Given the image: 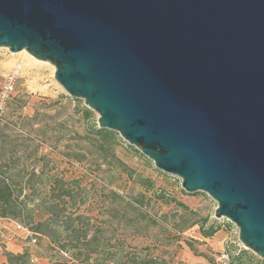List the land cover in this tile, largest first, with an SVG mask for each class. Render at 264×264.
<instances>
[{"label":"water","instance_id":"95a60500","mask_svg":"<svg viewBox=\"0 0 264 264\" xmlns=\"http://www.w3.org/2000/svg\"><path fill=\"white\" fill-rule=\"evenodd\" d=\"M0 48L52 64L264 259V0H0Z\"/></svg>","mask_w":264,"mask_h":264},{"label":"rangeland","instance_id":"374dc122","mask_svg":"<svg viewBox=\"0 0 264 264\" xmlns=\"http://www.w3.org/2000/svg\"><path fill=\"white\" fill-rule=\"evenodd\" d=\"M18 54L0 48V94L13 67L22 66L13 95L5 104L0 102V171L14 178L23 196L36 199L27 203L33 225L47 221V211L55 204L60 224L71 213L86 217L88 240L96 237L94 249L81 250L83 257L92 253L89 264H97L95 251L102 254L99 264L135 258L157 264H264L247 248L239 253V229L227 219L216 218L218 204L207 194L185 192L180 178L158 170L117 132V145L102 148L99 115L63 89L52 64L28 69ZM112 154L125 163L133 178L122 173ZM144 179L153 182L152 191L142 186ZM141 195L143 208L128 205ZM58 196L64 203L58 204ZM159 197L175 199L190 212ZM13 222L0 221L6 237L15 230ZM212 226L220 232L205 238L202 227ZM60 233V242L68 245L64 251L45 236L38 237L36 245L19 238L11 242L27 245L24 253L31 256L30 264H73L81 252L70 248L84 240L63 229ZM187 241H194L193 251ZM5 243H0L4 256L8 254Z\"/></svg>","mask_w":264,"mask_h":264},{"label":"trees","instance_id":"16d2710c","mask_svg":"<svg viewBox=\"0 0 264 264\" xmlns=\"http://www.w3.org/2000/svg\"><path fill=\"white\" fill-rule=\"evenodd\" d=\"M99 135L102 136V142L103 147L105 148V145L109 146L110 148L117 145V134L115 132L100 129L98 131ZM113 159H116V162L118 164V168L122 170L123 174L128 175L129 178H133V173L130 171V169L123 163L122 161H119L114 154L111 155ZM141 184L144 188H146L147 192H150L153 190V182L149 179H144L141 181ZM14 178L10 175H7V173L0 171V221L6 220V221H19L24 226L28 227L34 234H36L39 238L42 236H45L49 239L52 238V243L55 244L61 251H64L68 248L67 244H62L59 240V234L60 230L63 229L64 232H71L73 235H76L77 238H83L84 241H82V244L71 246L70 250L78 249L81 250H87L88 248L94 249V243L96 242V237L94 236L92 239L88 240V226L84 224V221H86V217H83L81 215H78L74 217L77 213H71L66 218L67 220L62 222L60 224L59 220V212L55 211V209L58 208V205H54L51 209H49L47 212L49 214V218L47 221L38 223L37 225H33V219L31 217V211L27 207V203H32L36 199L32 196H23L22 189L21 191H18L17 187H19ZM66 197L67 193L64 194ZM55 200L59 202L58 204L64 203V199L62 196L55 197ZM144 200L145 196L141 195L139 198L131 199V201L128 202V205L131 206L133 209H141L144 207ZM159 200H163L167 204L170 203H176L179 207L183 208L184 211L190 212L188 207L180 202H178L175 199L166 200L165 197H159ZM28 219V221H27ZM195 225V224H193ZM220 232V228L210 227V229L205 230L204 227L201 229V233L205 238H212L215 234ZM187 246L193 251V244L194 241H187ZM101 248L98 246V249ZM96 254L97 259L96 262L99 264V257L102 255L100 251L93 252ZM91 254L83 257L82 252L79 253L76 256V259H74L73 264H89L91 260ZM7 263L3 264H30L31 256H29L28 253H23L22 255H12L7 254ZM157 264L156 260L151 259H140L135 258L131 260H116L114 262L110 260H105L104 264Z\"/></svg>","mask_w":264,"mask_h":264},{"label":"built area","instance_id":"2783aa9c","mask_svg":"<svg viewBox=\"0 0 264 264\" xmlns=\"http://www.w3.org/2000/svg\"><path fill=\"white\" fill-rule=\"evenodd\" d=\"M21 70H22L21 65L17 64L10 71L6 79L5 85L2 89V92L0 94V102L2 105L5 104L13 95L14 90H15V84L21 74ZM3 221L13 222V221H6V220H3ZM17 238L26 240L28 245L30 244L36 245L38 242L37 241L38 236L34 234L28 227L24 226L21 223H18V222L15 223V230L9 237H6V235L3 233L2 227L0 228V243H2V240H7L8 242H11ZM239 248H240V251H239L240 254H242V252L246 250V248L241 243H239Z\"/></svg>","mask_w":264,"mask_h":264},{"label":"crops","instance_id":"0c3cea01","mask_svg":"<svg viewBox=\"0 0 264 264\" xmlns=\"http://www.w3.org/2000/svg\"><path fill=\"white\" fill-rule=\"evenodd\" d=\"M21 242L15 241V242H8L4 244V249L12 255H22L25 251V246L27 245H21L19 244ZM7 263V257L4 256V252L0 247V264Z\"/></svg>","mask_w":264,"mask_h":264},{"label":"bare ground","instance_id":"6f19581e","mask_svg":"<svg viewBox=\"0 0 264 264\" xmlns=\"http://www.w3.org/2000/svg\"><path fill=\"white\" fill-rule=\"evenodd\" d=\"M18 55H22L23 56V64L28 69L32 68V67H35V66H39L40 67V66L45 65V62L36 60L31 55H29L26 51H23V52L19 53ZM11 63H13V62L11 61ZM11 63H9L8 65H10Z\"/></svg>","mask_w":264,"mask_h":264}]
</instances>
